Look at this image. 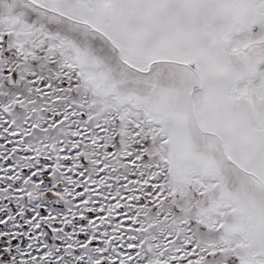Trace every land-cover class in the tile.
<instances>
[{"label": "snow or ice", "instance_id": "1", "mask_svg": "<svg viewBox=\"0 0 264 264\" xmlns=\"http://www.w3.org/2000/svg\"><path fill=\"white\" fill-rule=\"evenodd\" d=\"M0 264H264V0H0Z\"/></svg>", "mask_w": 264, "mask_h": 264}]
</instances>
